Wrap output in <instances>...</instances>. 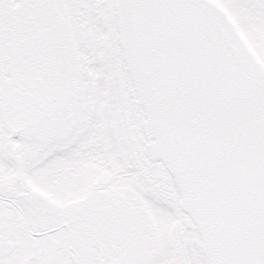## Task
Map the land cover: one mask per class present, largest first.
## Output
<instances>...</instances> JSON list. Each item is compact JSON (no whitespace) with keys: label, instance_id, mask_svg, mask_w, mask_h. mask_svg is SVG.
<instances>
[{"label":"snow or ice","instance_id":"1","mask_svg":"<svg viewBox=\"0 0 264 264\" xmlns=\"http://www.w3.org/2000/svg\"><path fill=\"white\" fill-rule=\"evenodd\" d=\"M0 264H264V0H0Z\"/></svg>","mask_w":264,"mask_h":264}]
</instances>
